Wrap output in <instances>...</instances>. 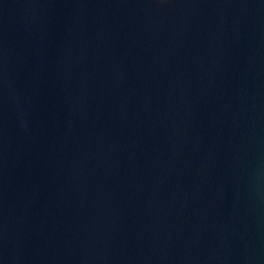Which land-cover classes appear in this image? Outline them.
I'll return each instance as SVG.
<instances>
[{
  "label": "water",
  "instance_id": "95a60500",
  "mask_svg": "<svg viewBox=\"0 0 264 264\" xmlns=\"http://www.w3.org/2000/svg\"><path fill=\"white\" fill-rule=\"evenodd\" d=\"M0 264H264V0H0Z\"/></svg>",
  "mask_w": 264,
  "mask_h": 264
}]
</instances>
